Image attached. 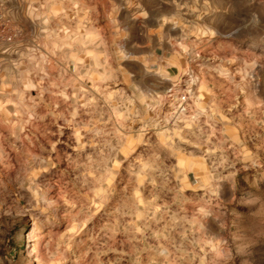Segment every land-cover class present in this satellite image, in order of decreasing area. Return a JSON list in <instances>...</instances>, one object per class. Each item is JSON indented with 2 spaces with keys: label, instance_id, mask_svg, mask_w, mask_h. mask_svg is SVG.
I'll return each instance as SVG.
<instances>
[{
  "label": "rangeland",
  "instance_id": "rangeland-1",
  "mask_svg": "<svg viewBox=\"0 0 264 264\" xmlns=\"http://www.w3.org/2000/svg\"><path fill=\"white\" fill-rule=\"evenodd\" d=\"M8 1L12 14L0 3L1 14L17 31L57 25L37 32L50 39L66 20L85 25L83 42L72 33L70 45L85 59L80 79V63L70 61L68 89L59 76L44 90L0 89V264H175L169 232L194 212L175 167L209 159L228 171L211 175L222 185L209 203L224 196L222 208L195 209L215 217L202 264H264V0H143L166 15L176 7L173 22L202 41L194 69L215 75L198 83L212 91L218 125L196 136L223 138L224 159L196 156L205 143L188 145L179 127L160 129L144 100L125 92L120 72L129 67L112 24L119 7L139 0ZM41 68L59 67L41 58Z\"/></svg>",
  "mask_w": 264,
  "mask_h": 264
},
{
  "label": "crops",
  "instance_id": "crops-1",
  "mask_svg": "<svg viewBox=\"0 0 264 264\" xmlns=\"http://www.w3.org/2000/svg\"><path fill=\"white\" fill-rule=\"evenodd\" d=\"M0 3L5 14L10 17L14 5L11 6L8 0L0 1ZM172 3L175 4L174 1ZM16 6L18 11L21 10L20 4ZM176 10L177 8L174 7V12L169 11L166 15L160 5L150 8L143 0H139L134 6L127 3L126 6L119 7L115 24H112V31L117 41L116 44L119 45L120 52L124 54V60L129 67L120 72V76L125 79L123 87L125 92L138 95L144 100L146 108L151 110L152 115L155 116L154 123L160 129L167 128L164 131L173 132L174 128L179 127L182 133H187L185 137L188 138V145L196 146L197 142L198 146H201L202 143H205L207 150H195L196 156L199 154L198 157L209 159L217 155L224 159V149L221 153L217 148L219 141L224 142L223 138L218 139L212 136L210 139L204 141L200 139L199 141L196 136L198 132L201 133L200 135L205 132H213L218 125L210 113L212 91L209 88L207 91L206 89L203 91V87L198 83L200 79L201 82L204 79L208 81V78L211 79L215 75L211 71L194 69V63L197 61L200 62L197 66L202 64V60L197 59L200 56V51L194 46L195 44L202 46L203 43L202 41L196 43V40L193 39L190 33L191 25L174 23L175 13L178 12ZM56 26L16 25L19 30L17 37L11 43L0 45V89L4 86H18L20 89L34 90L38 88L44 90L53 86L52 79L58 76L61 79V90L68 89V79L71 75L68 66L72 60L80 63L76 64L80 70L75 71V77L77 79L84 78L83 72H81L83 71L81 64L85 59L84 51L81 52L76 47L78 52L74 57L72 56L74 55L73 49L70 51V45L73 44L72 33H76V43H81V40L83 42L85 25H69L66 20L64 25H59L60 35L58 38H53L50 35V39H45L42 34L37 33L43 30H52ZM54 43L55 47H58L55 51L52 49ZM49 44L50 46L46 48ZM41 58L44 63L45 61H55L59 68L55 70L37 69ZM202 67L205 68L204 65ZM186 78H189L194 84L195 101L193 106L196 108L194 113H189L181 119L180 123H172L168 112L163 107V98L172 85ZM190 153L188 151V154ZM209 160L208 163L204 162L205 164L200 166L194 164L184 168L175 167L177 172L186 175L184 181V189L187 194H185L186 206L194 209V212L192 211L189 215L182 213L177 216L175 222H178L179 226L176 225V228L169 232V237L176 238L173 247L177 259L175 264L207 263L205 256L208 255V248L213 246L208 223L215 217L207 212L200 214L198 211L204 210L205 207L207 209L209 205L213 206L211 203L222 208L224 196L218 200L216 198V202L212 197V202L209 203L212 191L222 185L219 181H215L211 175L222 174L228 168L224 167L223 161L222 165L221 163L215 165L212 160ZM175 168H160L158 172L167 170L173 173ZM192 179L197 182L193 184ZM197 208L198 211L195 210Z\"/></svg>",
  "mask_w": 264,
  "mask_h": 264
},
{
  "label": "built area",
  "instance_id": "built-area-1",
  "mask_svg": "<svg viewBox=\"0 0 264 264\" xmlns=\"http://www.w3.org/2000/svg\"><path fill=\"white\" fill-rule=\"evenodd\" d=\"M17 35L18 31L9 25L0 9V44L11 43ZM193 87L194 84L186 78L172 85L165 93L163 107L172 123H180L181 119L190 113L195 101Z\"/></svg>",
  "mask_w": 264,
  "mask_h": 264
}]
</instances>
